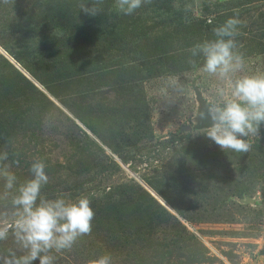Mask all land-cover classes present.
<instances>
[{"label":"trees","instance_id":"1","mask_svg":"<svg viewBox=\"0 0 264 264\" xmlns=\"http://www.w3.org/2000/svg\"><path fill=\"white\" fill-rule=\"evenodd\" d=\"M33 1L32 8L18 13L14 28L4 29L0 44L51 96L0 52V149L26 136L27 130H32L33 136L40 132L43 135L41 117L52 109L62 112L70 126L81 130L76 119L79 120L99 141L123 154L125 159L124 150L133 146L134 150L149 142L176 146L169 159L145 180L177 214L137 180L107 187L97 178L90 181L92 187L82 188L81 183L77 184V196H88L91 200L95 212L94 234H105L103 239L95 238L91 247L84 248L85 251L94 245L99 248L86 262L106 252L111 257H122L121 264H173L172 252L187 249L196 256L195 264H203L206 248L180 216L190 222L218 219V215L211 216L213 209L210 212L205 207L211 203L210 199L217 201L219 208L227 202L228 193L252 194L251 184L264 181V140L254 136L250 151L244 154L226 152L217 144L210 148L205 138L194 137L191 132L160 140L154 133L152 108L144 83L194 69L188 63L189 50L196 43L215 39L213 29L237 15L236 12L210 10L209 13L215 14L212 19L207 14L189 19L178 15L177 22H171L174 28L151 35L139 20L134 21L135 16L117 11L115 0H103L99 5L102 11L95 16L80 10L81 5H88L91 0ZM173 1L151 0V3L169 7ZM242 29L239 25L238 30ZM243 39L235 36L239 51ZM32 42L36 45L31 48ZM14 43L21 49L15 51ZM256 46L255 50L243 53H264L263 43L257 42ZM196 59L198 68L202 58ZM82 133L110 160L104 146L89 132L82 129ZM138 144L143 146L138 148ZM82 155L87 159L91 152ZM236 156H242L238 161L241 164L232 169ZM107 165L112 166L110 162ZM239 178L249 185L240 186L244 182L237 185ZM212 208L215 210V206Z\"/></svg>","mask_w":264,"mask_h":264},{"label":"rangeland","instance_id":"2","mask_svg":"<svg viewBox=\"0 0 264 264\" xmlns=\"http://www.w3.org/2000/svg\"><path fill=\"white\" fill-rule=\"evenodd\" d=\"M33 5V0H8V3L0 0V35L7 27L11 29L16 26L18 13L22 12L21 9L26 11ZM215 9L224 11L231 9L243 21L241 28L244 30H238L237 36H242L244 39L239 45L240 51L237 48L236 51L243 54L247 73H264V53H243L248 49L255 50L258 47L256 46L257 42L264 44V0H175L169 4V7L146 3L132 15L136 17L134 21L139 20L145 30L150 31L151 35H155L162 30L174 28L173 25L171 26V22L173 21L175 24L178 15H181L183 19H189L193 16L200 17L207 14V18L212 19L215 14L208 11L214 12ZM130 31L128 28L127 33L130 34ZM33 44L36 45V42L31 43V48ZM12 48L15 51L21 49L17 43L12 44ZM3 49L0 44V52L5 53ZM22 69L25 70L23 67ZM194 71L196 69L162 75L144 83L147 100L152 108L154 133L160 140H163L172 134L191 132L194 137L205 138L209 147L214 148L215 142L206 136L208 128L195 127L198 123L197 116L201 106L194 88L197 87L203 93L210 106L214 103V97L209 91L210 81L208 78L200 76L190 78L186 75V73ZM32 79L34 78L32 77ZM172 80H175L176 84L171 83ZM35 81L38 83V87L49 94V91L40 82ZM50 98L68 115L72 116L69 110L56 98L53 96ZM97 101H99V96ZM102 101H104L103 98ZM76 121L81 130L70 126L71 123L62 112L52 109L41 117L39 125L43 135L40 132L38 136H33L31 135L32 130H27L26 136L20 137L17 142L0 149V154L8 153V159L0 161V165H8L9 170L16 175V187L31 178L32 163L42 160L46 164V173L49 176L48 183L41 191L43 198L63 197L66 200H75L80 197L77 196L79 192L76 188L77 184L81 183L82 188L92 187L90 181L96 178L103 180L102 186L105 184L106 187L109 184L129 182L133 179L149 189L171 212L177 214L154 189L150 188L145 180L146 177L155 173V169L159 168L164 161L169 159L176 146L171 144L163 147L162 144L156 145V142L143 144L144 147L140 150H134L135 146H133L124 150L127 157L125 159L123 154L119 155L111 150L99 141L84 124L77 119ZM187 126H192L193 129L187 131L185 130ZM262 126L264 129V125ZM82 129L89 132L93 139L104 146L105 153L110 156V160H107L103 153L83 135ZM261 134L260 129L259 135L255 136L264 140L262 137L264 134ZM250 136L251 138H246L249 143L254 137ZM143 145L138 144L137 147ZM129 149L133 151H127ZM85 152H91V155H87V159H85L86 155H82ZM240 160H242V156L234 157L231 168L235 169L240 165ZM109 162L112 166L107 165ZM104 177L107 178L104 179ZM241 182L244 184L240 186L249 185L243 178H239L236 184ZM254 184L250 186L253 187L252 194L245 192L238 196L228 195L230 194L228 193V200L222 207L218 208V202L210 199L211 203H207L205 207L209 211L213 209L211 216L218 215V219L190 222L180 216L188 229L203 242L206 248L205 252L203 251L206 262L203 264H264V181L260 179ZM5 191V180L0 177V221L11 222L13 218L11 195L15 194L16 189L11 190L7 199L2 198ZM213 206H215V210L212 208ZM200 208L201 206H199ZM94 233L95 231L92 230L90 235H86V238L85 236L81 237L84 238L83 241L79 239L69 250L53 251L51 255L55 257L54 264H90V261L86 262L88 256L99 248L96 245L88 251H85L84 248L91 247L90 243H95V238L103 239L105 236L104 233ZM163 242L167 243L169 240H163ZM103 243V240L99 242L101 248ZM13 250L17 252V255L21 254L10 232L6 241H0V257H7L8 253ZM103 254L108 253L103 252ZM172 254L175 255L173 264H195L196 256L192 251L175 249ZM121 262L122 257H112V264H121ZM33 264H39V261L36 260Z\"/></svg>","mask_w":264,"mask_h":264},{"label":"clouds","instance_id":"3","mask_svg":"<svg viewBox=\"0 0 264 264\" xmlns=\"http://www.w3.org/2000/svg\"><path fill=\"white\" fill-rule=\"evenodd\" d=\"M8 3V0H3ZM103 0H91L81 5L80 10L95 16L101 13ZM151 0H115V8L124 15H130ZM243 23L238 15L228 18L213 29L215 39L196 43L190 51L188 63L196 69L186 73L190 78L206 77L210 81L209 91L214 103L205 118L211 121L206 136L222 150L248 153L251 144L246 139L259 135L264 124V73H247L243 56L236 51L235 36ZM197 57L202 64L197 68ZM171 83L176 84L175 80ZM8 153L0 154V161H6ZM18 163V162H17ZM31 178L17 185V177L8 165H0V177L5 180L4 199L11 190L13 208L12 220L0 221V241H6L11 232L21 254L10 251L7 257H0V264H54L53 251L71 249L83 236L93 230L95 212L88 196L75 200L63 197L46 199L41 196L44 185L49 181L46 164L42 160L32 163ZM90 264H112L110 254H103Z\"/></svg>","mask_w":264,"mask_h":264},{"label":"water","instance_id":"4","mask_svg":"<svg viewBox=\"0 0 264 264\" xmlns=\"http://www.w3.org/2000/svg\"><path fill=\"white\" fill-rule=\"evenodd\" d=\"M3 52H5L4 54L7 56L8 55V57L20 68V69H22V66L11 56V55H9V53L7 52V51H5L4 49H3ZM22 71L28 76V77H30V78H32L31 77V75L28 73V71H25V70H23L22 69ZM36 82V81H35ZM37 83V82H36ZM38 84V83H37ZM195 89V92H196V95H197V100H198V102H199V104H200V106H201V108H200V110H199V114H198V116H197V121H198V123L196 124V128H208L209 126H210V124H211V121L209 120V119H207V118H205L204 116L207 114V112H208V110H209V108L211 107L210 105H209V103L207 102V100L204 98V96H203V93L197 88V87H195L194 88ZM193 129V127L192 126H187V128H185V130H187V131H190V130H192ZM153 194V193H152ZM154 195V194H153ZM155 196V195H154ZM163 200V199H162Z\"/></svg>","mask_w":264,"mask_h":264}]
</instances>
